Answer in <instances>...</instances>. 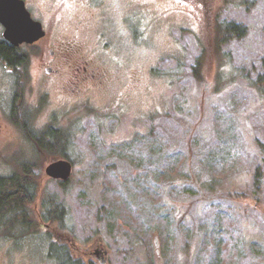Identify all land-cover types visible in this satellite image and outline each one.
<instances>
[{"label":"rangeland","instance_id":"obj_1","mask_svg":"<svg viewBox=\"0 0 264 264\" xmlns=\"http://www.w3.org/2000/svg\"><path fill=\"white\" fill-rule=\"evenodd\" d=\"M33 2L45 13L61 5L63 35L82 41L105 82L47 94L37 66L5 72L0 176L29 165L35 219L45 197L67 215L63 228L40 222L18 243L0 234V264H59L52 245L83 264H264V89L254 85L264 0ZM229 22L245 35L224 41L219 24ZM22 121L71 136L65 186L49 182L44 168L57 157L37 154Z\"/></svg>","mask_w":264,"mask_h":264},{"label":"trees","instance_id":"obj_2","mask_svg":"<svg viewBox=\"0 0 264 264\" xmlns=\"http://www.w3.org/2000/svg\"><path fill=\"white\" fill-rule=\"evenodd\" d=\"M219 25V34L225 39L224 41L233 37L240 38L245 35V28L243 26L232 22ZM12 50L6 49L5 51H1L4 59L11 66L22 63L23 60L14 55ZM262 64H264V60ZM198 67V63H195L193 66L195 77L199 75ZM254 85L257 88L264 89V71L256 76ZM19 128L25 133V136L38 155L68 159L67 145L70 143L69 137H71L68 133L52 126L47 127L42 133H38L30 130L28 125L23 121ZM260 150L264 153V143L260 144ZM49 182L58 183L62 187L67 183L54 180H49ZM38 189L37 178L31 173L29 165H22L18 172L11 175L0 176V234L3 239H9L18 243L37 236L40 230V226L37 223L40 224V222H58L61 228L64 227L62 219L67 215L66 208L61 202L52 197L43 198L39 211L40 220L35 219L31 208L34 209ZM50 249L61 250L60 254H53L52 251L48 253L49 256L53 254L59 264H83L81 260L73 259L64 246L56 247L52 245Z\"/></svg>","mask_w":264,"mask_h":264},{"label":"flooded vegetation","instance_id":"obj_3","mask_svg":"<svg viewBox=\"0 0 264 264\" xmlns=\"http://www.w3.org/2000/svg\"><path fill=\"white\" fill-rule=\"evenodd\" d=\"M22 1L31 19L39 23L43 35L31 44L23 43L18 47H12L3 37L5 27L0 23V132L5 125L6 97H11L10 89H7L9 88L8 83L4 80L5 72L17 76L18 71L20 72L25 65L31 70L37 66L47 94L50 87H56L58 94L68 90L70 93L76 94L83 91L88 85L102 86L105 82L104 75H100L96 70L88 69V63L82 53V41L78 38L75 41H67L63 35L62 32H67V30H63L57 20L61 5L54 12L51 13L47 10L45 13L34 4L33 0ZM180 1H183V6L198 7V0ZM173 2H171L172 5H174ZM176 10L178 9L174 7L163 9L159 12L158 17L155 15L152 17V21L159 22L170 19ZM6 49L12 50L14 55L23 60V64L9 65L1 54V51ZM72 87L74 89H70Z\"/></svg>","mask_w":264,"mask_h":264},{"label":"water","instance_id":"obj_4","mask_svg":"<svg viewBox=\"0 0 264 264\" xmlns=\"http://www.w3.org/2000/svg\"><path fill=\"white\" fill-rule=\"evenodd\" d=\"M0 23L5 27L4 39L12 47L23 43L31 44L43 35L39 23L31 19L22 0H0ZM72 170V164L68 160L57 157L45 166L44 173L51 180L67 182Z\"/></svg>","mask_w":264,"mask_h":264}]
</instances>
